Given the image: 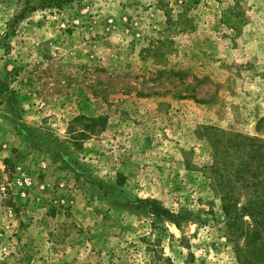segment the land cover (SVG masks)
I'll return each instance as SVG.
<instances>
[{
  "label": "rangeland",
  "instance_id": "374dc122",
  "mask_svg": "<svg viewBox=\"0 0 264 264\" xmlns=\"http://www.w3.org/2000/svg\"><path fill=\"white\" fill-rule=\"evenodd\" d=\"M0 264H264V0H0Z\"/></svg>",
  "mask_w": 264,
  "mask_h": 264
},
{
  "label": "trees",
  "instance_id": "16d2710c",
  "mask_svg": "<svg viewBox=\"0 0 264 264\" xmlns=\"http://www.w3.org/2000/svg\"><path fill=\"white\" fill-rule=\"evenodd\" d=\"M154 214L157 215V216H166V215H168V212H166V211H160V210H156L155 209Z\"/></svg>",
  "mask_w": 264,
  "mask_h": 264
}]
</instances>
